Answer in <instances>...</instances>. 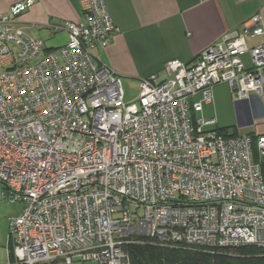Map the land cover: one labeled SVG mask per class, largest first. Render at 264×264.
<instances>
[{
  "label": "built area",
  "instance_id": "built-area-1",
  "mask_svg": "<svg viewBox=\"0 0 264 264\" xmlns=\"http://www.w3.org/2000/svg\"><path fill=\"white\" fill-rule=\"evenodd\" d=\"M34 2L0 16V196L22 205L13 264H130L124 245L144 240L264 248V134L204 116L227 83L264 119L262 16L190 63L168 61L126 100L94 52L117 31L105 0H84L82 19L57 28L68 34L58 49L15 24Z\"/></svg>",
  "mask_w": 264,
  "mask_h": 264
},
{
  "label": "crops",
  "instance_id": "crops-1",
  "mask_svg": "<svg viewBox=\"0 0 264 264\" xmlns=\"http://www.w3.org/2000/svg\"><path fill=\"white\" fill-rule=\"evenodd\" d=\"M23 0H0V16ZM84 0H35L33 6L15 19V24L35 38L60 41L55 48L67 44L68 34L63 28L66 21H80ZM117 31L102 51L94 52L120 75L122 82L137 84L155 73L163 72L168 61H194L209 46L222 41L234 31H249L251 19L259 14L264 23V0H105ZM253 46L259 38L247 36ZM245 64L252 65L251 54L243 56ZM217 88V87H215ZM215 90V89H214ZM235 131L240 134H264V119L260 118L259 102H236ZM216 116L215 105L212 106ZM211 116V117H212ZM218 122V119H217ZM218 128H222L217 123ZM225 128V127H224ZM1 193V189H0ZM1 197V196H0ZM19 209L3 217L0 226V264L15 261L14 241L10 234V218ZM12 213V214H11Z\"/></svg>",
  "mask_w": 264,
  "mask_h": 264
},
{
  "label": "trees",
  "instance_id": "trees-1",
  "mask_svg": "<svg viewBox=\"0 0 264 264\" xmlns=\"http://www.w3.org/2000/svg\"><path fill=\"white\" fill-rule=\"evenodd\" d=\"M227 131L226 128H219ZM229 132V131H227ZM233 135H239L236 131ZM130 264H264V248L249 245L204 249L194 246H166L150 240L124 245Z\"/></svg>",
  "mask_w": 264,
  "mask_h": 264
},
{
  "label": "rangeland",
  "instance_id": "rangeland-1",
  "mask_svg": "<svg viewBox=\"0 0 264 264\" xmlns=\"http://www.w3.org/2000/svg\"><path fill=\"white\" fill-rule=\"evenodd\" d=\"M46 47L48 49L55 48L60 44L58 39L54 40H47ZM214 88V105L216 110V115L218 119V124L222 128H226L227 131L233 133L235 131V127L233 125L236 124V112L233 109V104L231 103V99L234 100V97L231 93L230 86L227 83L219 84ZM123 88L126 95V100H132L137 97L140 93V88H138L137 84L135 83H128L123 81ZM205 114L207 118L211 117L214 114L213 105L206 106ZM22 205L20 203L13 204L10 202H6L1 199L0 197V226L3 225L4 220L3 217L10 216L9 212L13 209H19ZM12 214V213H11ZM71 264H99L97 261H87L82 262L75 260Z\"/></svg>",
  "mask_w": 264,
  "mask_h": 264
}]
</instances>
